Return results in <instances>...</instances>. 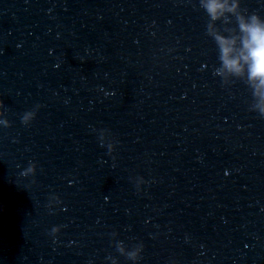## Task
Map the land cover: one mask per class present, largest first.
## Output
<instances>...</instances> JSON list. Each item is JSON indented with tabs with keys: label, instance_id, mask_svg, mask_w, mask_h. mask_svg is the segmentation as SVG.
<instances>
[{
	"label": "water",
	"instance_id": "obj_1",
	"mask_svg": "<svg viewBox=\"0 0 264 264\" xmlns=\"http://www.w3.org/2000/svg\"><path fill=\"white\" fill-rule=\"evenodd\" d=\"M140 4L0 0V264H137Z\"/></svg>",
	"mask_w": 264,
	"mask_h": 264
},
{
	"label": "clouds",
	"instance_id": "obj_2",
	"mask_svg": "<svg viewBox=\"0 0 264 264\" xmlns=\"http://www.w3.org/2000/svg\"><path fill=\"white\" fill-rule=\"evenodd\" d=\"M199 6L207 14L206 34L214 41L218 52L219 66L214 75L221 77L223 83L227 82V78L245 81L255 99L252 111L264 117V16L243 8L242 0H199ZM4 107L0 99V127L7 128L11 127V121L5 118ZM40 107L37 105L36 110L25 112L23 124L29 125L35 120ZM107 138V133L101 131V147L105 146ZM107 149L109 154L113 153L115 143L108 142ZM36 171L37 165L32 163L25 174L34 175ZM144 183L143 178L138 180V186ZM53 199L61 202L58 196ZM60 231L61 227L56 226L51 229V234L55 237ZM143 250L144 245L140 243L135 251L127 255L138 264ZM119 251L125 252L122 242Z\"/></svg>",
	"mask_w": 264,
	"mask_h": 264
}]
</instances>
